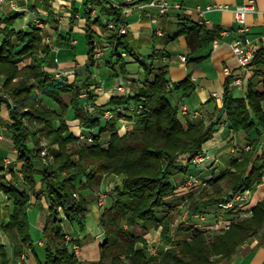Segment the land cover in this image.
Returning a JSON list of instances; mask_svg holds the SVG:
<instances>
[{"label": "trees", "instance_id": "1", "mask_svg": "<svg viewBox=\"0 0 264 264\" xmlns=\"http://www.w3.org/2000/svg\"><path fill=\"white\" fill-rule=\"evenodd\" d=\"M102 12L111 18L116 28L111 29L103 19H93L91 9L87 13L86 38L89 62L84 85L69 84L66 79L56 78L47 69L51 63V48L44 44L38 29L27 32L15 27L19 14L0 16V105L9 104L13 123L9 124L11 138L22 163L20 177L12 171L11 179H0V191L13 202L14 210L3 229L18 259L34 247L29 220L33 198H46L51 204L52 216L44 229L45 246L38 264H224L231 262L238 248L249 237L264 228V198L252 208L248 216L231 220L229 228L214 230L199 225L191 226L192 237L167 249L161 260L152 262L146 250V238L134 228L147 222L163 225V235L168 236L176 214L172 199H178L174 174L187 171L189 165L177 163L182 154L195 155L203 150L204 143L218 130L222 114H227L229 135L248 134L250 148L237 146L229 166L209 181L202 191L191 198V213L215 207L219 202L231 199L237 192L254 189L264 182V45L255 54L252 76L246 95L235 96L230 88L229 77L224 91V105L218 108V118L207 124L204 120L193 121L185 128L179 119V106L172 100L176 90L191 94L195 87L190 76L170 86L168 54L154 50L149 56H136L127 33H121L120 11L112 3ZM94 23L101 25L112 46L111 58L128 73V61L123 52L135 56L143 68L134 93L129 96L115 95L105 105H98L93 96H80V88L89 89L90 78L96 65L94 52ZM187 37L191 54L202 60L203 50L219 37L218 28H208L200 23L184 22L178 32ZM70 46L72 35H63ZM46 52L39 56V52ZM30 56L31 62L19 66L18 61ZM114 67V66H113ZM261 87L257 88L256 79ZM39 91V94L36 92ZM13 101V103H11ZM124 104L137 105V129L121 135L119 119L104 120L107 107ZM95 105L96 112L89 107ZM122 116V114H119ZM79 118L85 126L95 128V143L81 146L70 131L68 121ZM220 119V120H219ZM55 122L59 123L58 125ZM33 127L50 143H58L55 163L43 170L35 167L38 155L30 146L35 136ZM58 127V128H57ZM109 132L107 147L100 145L102 134ZM40 138L36 148L40 149ZM187 155V156H188ZM78 158H77V157ZM188 166V167H187ZM105 173L123 174L125 177L108 197L100 223L107 239L101 245V260L84 263L71 242L66 238L63 221L66 218L78 222L83 229L92 213V203L85 197L76 198L77 185L96 190L102 184ZM42 182L40 190L37 189ZM172 197V198H171ZM175 203V202H174ZM62 209L66 218L62 216ZM160 212H162L160 214ZM165 212V214H164ZM215 233V234H212ZM144 244L139 247L138 243ZM37 247V246H36ZM38 253V251H37ZM9 248L0 246V264H11Z\"/></svg>", "mask_w": 264, "mask_h": 264}, {"label": "crops", "instance_id": "2", "mask_svg": "<svg viewBox=\"0 0 264 264\" xmlns=\"http://www.w3.org/2000/svg\"><path fill=\"white\" fill-rule=\"evenodd\" d=\"M167 1L175 5L180 4V6H174L166 14H161L159 8L149 4L150 0H2L0 2V16L9 17L19 14L15 23L17 30L30 32L38 27L37 29L41 34L50 36L53 53L57 55H55L57 57L56 62L52 66L60 69L65 68L69 73L71 70L83 66V64L85 68V64L89 61L86 38L88 11L91 9L94 19H103L105 23L113 22L102 12L104 6L109 7L113 3L120 11L121 25L128 28L127 34L130 38V45L136 56L146 57L154 50L165 51L168 54L167 61L170 65L168 76L171 84L188 76L191 77L195 87L190 95L185 96L183 90H176L172 94L173 102L179 106V119L182 125L187 128L191 122L202 119H191L187 113H183V107L188 106L192 110H201L205 117L207 114H216L220 107L212 93L225 91L226 82L231 77L225 72V68L229 67L233 74L241 72L238 58L233 50V41L236 38H241L257 50L264 45V0H255L257 10L249 12L243 24L236 19L234 9L249 0ZM216 5L228 6V8H215ZM60 17L61 20L59 21L58 18ZM37 21L44 25L43 28H39ZM184 22L200 23L208 28L220 30L219 37L211 43L210 47L199 53V56L204 55L202 60H195L198 55L191 54L192 49L188 44L186 35L178 33ZM93 28L96 32L97 46L103 48L102 58L94 66L93 73L97 75L99 83H104L106 86L104 92L98 94L97 103L105 105L114 95L119 94L113 90L112 84L117 81V72L120 73L121 69L119 64H114L115 58H111L112 46L106 39V34L101 25L94 24ZM68 33H71L72 39L76 40L74 49L73 46H68L65 42L63 35ZM80 37L84 41V45L78 47ZM183 56H186V59H183ZM125 58L128 61L131 76L137 81L142 76L140 62L130 54H127ZM251 76L252 67L246 73L242 86L231 83V78L229 84L235 96L246 95ZM259 81V78L256 79L257 88L261 87ZM9 120L8 106L3 104L0 106V177L6 178H8L9 172L16 168L18 157L13 147V140L4 129ZM133 121L137 122V120ZM136 122L132 126H135ZM69 124L71 129L79 130L78 120L72 118ZM227 130V114L224 113L215 136L204 143V150H208L207 154L210 155L208 161L201 167L191 165L187 171H183L181 174L199 171L198 174L212 178L216 176L215 173L224 171L237 151L227 138L229 135ZM254 136L241 133L236 137L245 139V137L253 138ZM248 145L245 142L242 146L247 147ZM120 182V177H111L105 182V187L111 189ZM84 189L86 194L91 192L87 188ZM252 192V203L256 205L264 198V182L252 189ZM176 198L179 197L176 196ZM6 201L7 206L2 216L3 223L9 217V212L12 210L11 205H13L10 200ZM32 202L33 204L29 209L30 230L34 242L39 243L44 238V229L51 216V211L46 198L41 201L35 198ZM100 214L101 210L95 203L93 213L88 218L87 228L84 231L80 230L75 223L68 220L64 222L65 230L72 237L87 236L86 243L82 246L80 253L83 260L99 259V247L103 240L102 229L99 226ZM219 221L220 224L223 223L222 220ZM208 223L206 228L215 229L213 227L214 219L211 218ZM202 227L204 226L202 225ZM183 240L185 238L181 235L176 237L174 241L168 239V243L165 240L159 242L161 244L159 253L163 254L164 246L168 247L171 243L177 244ZM38 253L40 256L43 255L40 249ZM33 258L35 259V257ZM148 258L156 259L157 255L150 254ZM231 262L232 264H264V228L239 246Z\"/></svg>", "mask_w": 264, "mask_h": 264}, {"label": "rangeland", "instance_id": "3", "mask_svg": "<svg viewBox=\"0 0 264 264\" xmlns=\"http://www.w3.org/2000/svg\"><path fill=\"white\" fill-rule=\"evenodd\" d=\"M0 2H2V1H0ZM91 15H93L92 12H91ZM58 20L60 21L61 17L58 18ZM94 24H96V23H94ZM43 26L44 25H42L41 27L39 26V28H43ZM37 28L38 27H36V29ZM115 28H116V26H115ZM111 29H113V28H111ZM93 30H94V28H93ZM41 35L43 37L44 44L51 48L52 60H51V63L49 64V66H47V69L52 71V73H54L56 78L66 79L69 84H74L77 82V84L84 85V83H85L84 81H86V78H87L86 64H85V68H84V64H83V66H81V67L79 66V67H77L76 70L73 69L69 73L67 72V70L65 68L60 69V68L53 67L52 65L56 62L57 57H55L56 54L53 53V47L51 45V37L48 35L46 36L43 33ZM79 39H80V45L78 47H81V45H84V41L82 40L81 37ZM75 43H76V40L72 39L70 45L73 46V49L75 48ZM95 44H96V49L94 52V57H95L96 64H97V62L100 61V59L102 58L101 56L103 53V48L97 46L96 34H95ZM45 55H46V52H44L43 50H41L39 52V56H45ZM122 55L125 57V56H127V53L123 52ZM54 57H55V59H54ZM89 59H90V57H89ZM30 62H31V57L30 56H24L21 60L18 61V65L23 67V66L30 64ZM132 68H134V67H132ZM141 68H142V66H141ZM128 71H129V68H128ZM142 73H143V68L141 69V74ZM121 81H123V82L125 81L127 89L129 88L130 91L132 93H134L136 85L138 82L136 81V79L133 76H131L130 72H128L126 74L123 73L122 70L120 73L117 72V81L114 84H112L113 90H115V92H116V89H115L116 84H120ZM88 82L90 85L89 89H86L85 87H81L80 88V96L82 98H87L90 95H92L94 100L96 101L97 106H98L99 105L97 103L98 94L103 93L104 90L106 89V86L104 83H99L98 77L94 73H92L90 81H88ZM0 88H1V83H0ZM36 93L39 94V91H37ZM117 95H121V94H117ZM39 96H40V94H39ZM11 103H13V101H11ZM3 104H6L8 106V109H9V104H7V103H3ZM3 104H1V105H3ZM140 107L141 106L138 107L137 105H131V104L130 105L128 104L126 106L124 104H121V105L118 104V106H116L113 109L110 107H107L104 110L103 114H101L100 116H103L104 120H111L114 118H118L119 119V128L117 130L121 135H123V134H126L128 132H131V131L137 129L138 123L136 121H133V120H137L136 114H137V112H139ZM89 110L91 112H94V111L96 112V106L93 105V106L89 107ZM119 114H122V116H119ZM9 117H10V120L6 122V127L4 129L6 130V132L11 137V133L9 130V124L13 123V119L10 115V110H9ZM217 118H218V110H217L216 114H213V115L207 114L206 117L204 116V118L202 120H204L207 124H209L211 121L217 120ZM73 119H76L79 121V130L78 131H75V130H73V128L71 129V127H69L70 131L76 136L77 143L81 146H85L86 144L95 143L96 142L95 141V132L97 130L95 128H89V127L85 126L84 123L79 118L74 117ZM69 121H68V124H69ZM135 122H136V125L132 126V124H134ZM55 124L58 125V127H59L58 122H55ZM69 126H70V124H69ZM218 129H219V127H218ZM32 132L36 135L30 139V146L34 148V152L38 155V159L35 161L34 164H35V167L37 169L43 170L47 165L55 163V156H56L57 151L59 150V144L58 143H50L43 135H40L38 130L36 131L35 127H33ZM216 132H214L213 137L215 136ZM1 137H2V135H1ZM37 137L40 138V142H39L40 149L35 147ZM227 138L229 139V142H231L233 147H235V150L237 149L236 148L237 146L240 147V146L244 145L245 142L246 143L250 142L249 137H245V139L244 138L240 139V137H235L234 135H228ZM110 139H111V134L109 132H105L102 134V137H101L99 143L101 146L107 147L109 145ZM13 145H14V141H13ZM13 147L16 150L18 157H17L16 168H14L13 170H11L9 172L8 179H11L12 171H17V173H19L20 177L23 176L22 172L20 171L22 163L19 161V152L15 146H13ZM203 150H204V147H203ZM44 151H45V153H44ZM206 151H208V150H206ZM235 153H237V151ZM187 155L188 154L180 155L176 159V162L177 163H185V162H187V161H185V159H188V158H191L194 156V155H188V156ZM194 167H196V166H194ZM215 171L216 170L214 169V172ZM198 173H199V171H197L196 173L189 172V173H185V174H181V172H180V173L174 174V176H173V179L174 180L176 179V181H177V182L174 181V183H175V187H176V191H177L176 192L177 197H179V198L178 199H172L173 204H175L172 207V213L176 214V216H175V221L173 222V224L171 226V230L168 233V236L163 235V225L159 226V225H156L155 223H153L151 221L146 223L147 227H145L143 225V223H141L140 225H138L134 228V230L137 233H143L145 238H146L145 246H146V250L148 253V257L150 254L157 255L156 259H149L150 261L156 262V261L161 260L162 256L165 254V252L167 251L168 248L178 244V243L177 244L171 243V244H169L168 247L164 246L163 254L162 253L160 254L159 251H161V250H159V249L161 248L160 247L161 244H159V242H163L164 240L167 242L168 239L174 241V240H176V237H179L181 235H183V237L186 240V239L192 237L193 229H188L189 227L196 226V225H199V226L203 225L204 227L208 226L209 225L208 222H210L209 218H212V219L215 218L214 215H210L206 221H202L201 219L197 218L196 215H193L191 213V202L193 200L191 198V196L193 194H196V193L202 191L206 186H209V181L215 177V176H213L212 178H210L208 183L205 186H203L197 190L191 191L190 189L187 188V181L189 180V178L192 174L194 175V174H198ZM215 174L217 175L219 173H215ZM116 176L121 178V182L116 184L111 189H108L107 187H105V184H106L105 182L108 181L109 179H111V177H116ZM124 177L125 176L123 174L121 175V174H116V173H105L103 176L101 186L96 188V190H92V191L89 189L91 192H89L87 194L84 192V190H85L84 188H86L85 185H77V190L74 192V196L76 198H80L81 196H83L88 201H90L92 203V213L94 210V204L95 203H96L97 207L101 210V214H100V218H99V226L102 229L103 240H102L100 247H99L100 256H99V259H97V260L86 261V260L81 259L80 253L82 250V246L86 243L85 239L87 236H83L82 238H79V237L74 238L64 228L66 238L71 242L70 245L72 246L71 247L72 250L76 251L78 258L84 263H92V262L96 263V262H99L101 260V245L106 241L107 235H106L103 227L101 226L100 219H101V216H102L104 209L108 205L109 194L117 186H120L122 184ZM2 178L3 177H0V179H2ZM41 187H42V182L40 181L37 185V189L40 190ZM88 194H92V195H88ZM33 199H35V198H33ZM6 200H10L8 195L6 193L0 191V246L3 244L8 246L10 258H12L11 264H38L41 256L39 255V253H37V251L40 249L41 254H43L44 246H45V238H43L42 241L39 243L34 242V240H33L34 247L31 244L29 246H27V251L22 255V257L17 259L13 255V248H12L11 244L9 243V239L7 237L6 232L3 229L4 223L2 221V216H3V211L7 206ZM41 200H38V201H41ZM46 201L48 202L47 199H46ZM11 204H13L12 201H11ZM11 207H12V210L9 212V217L6 219L7 222L13 214L14 206L11 205ZM49 209L51 211V204L50 203H49ZM60 210L62 212V216L64 218H66L67 216H66L65 212L62 209H60ZM92 213L88 216V218L92 215ZM161 213L162 212H160V214ZM164 214H165V212H164ZM51 216H52V211H51ZM186 216H189V218H190L189 222L184 221V218ZM50 217H49V219H50ZM88 218L86 220L85 228H83V229L80 227L78 222H72V221H70V222L77 224L79 226L80 230L84 231L87 228ZM66 220H68V219L66 218ZM66 220L63 221V225H64V222ZM219 220L223 221L224 219L219 218ZM218 222H220V221H218ZM47 223H48V221H47ZM223 226H224V223L219 224V228L212 229V230H214L212 232L217 233ZM215 233H212V234H215ZM185 240H183V241H185ZM183 241H181L179 243H182ZM138 246L143 247L144 244L139 242ZM33 257H35V259ZM224 264H232V262H227Z\"/></svg>", "mask_w": 264, "mask_h": 264}, {"label": "built area", "instance_id": "4", "mask_svg": "<svg viewBox=\"0 0 264 264\" xmlns=\"http://www.w3.org/2000/svg\"><path fill=\"white\" fill-rule=\"evenodd\" d=\"M149 4L151 6L159 8V11L161 14H166L174 6H177V7L180 6V4L175 5V4L168 2L167 0H150ZM214 7L221 8V9L228 8V6H220V5H216ZM256 10L257 8H256L255 0H249L247 3L237 6L234 9V13H235V16L238 22L243 24L246 20L247 14L249 12H254ZM37 22H38L37 25L41 27L42 24L39 21ZM108 25L110 28H115L114 22H109ZM119 31L124 34V33H127L128 28L125 25H121V27L119 28ZM232 44H233L234 53L236 54L238 61H239L241 72L237 74H233L229 67L225 68V72L231 75L232 77L231 83H233L234 85L242 86L244 83V78H245L246 73H248L252 67V63L254 61L257 49L254 46L250 45L249 43L245 42L241 38H236ZM183 59H186V56H183ZM171 85L172 84H170V86ZM115 89H116V92H119V94L124 95V96H128L132 93L129 88L127 89L125 81L124 82L121 81L120 84H116ZM212 96L216 98L217 105L220 108H222L224 105V92L220 93V92L214 91L212 93ZM182 111L183 113H187L193 120H196L198 118L200 119L204 118V114L201 110H192V109H189L188 106H184ZM245 148L249 149L250 146L248 145ZM209 157L210 155L207 154V151L203 150L195 154L193 157L185 159V161L187 162H185L184 164L189 165V166L193 165L196 167H201L205 162L208 161ZM210 178L211 177L209 176H202L200 174H194V175L192 174L189 180L187 181V188L190 189L191 191L197 190L205 186L208 183ZM252 201H253L252 188L251 189L247 188L245 190L237 192L231 199L227 201L219 202L215 207H209L197 213L196 216L202 221H206L210 215H214L215 218H214L213 227L215 229L219 228V224H220V222H218L219 218H223L224 226L222 227V229L229 228L231 225L232 219L237 218V217L248 216L252 213V208L254 207V204L252 203ZM189 220H190L189 216H186L184 218L185 222H189ZM210 220L211 218H209V221Z\"/></svg>", "mask_w": 264, "mask_h": 264}]
</instances>
